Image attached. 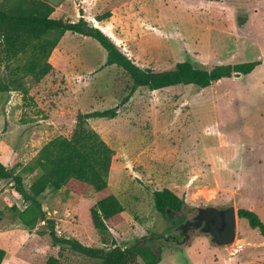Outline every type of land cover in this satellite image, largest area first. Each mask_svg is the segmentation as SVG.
<instances>
[{
	"label": "rangeland",
	"instance_id": "1",
	"mask_svg": "<svg viewBox=\"0 0 264 264\" xmlns=\"http://www.w3.org/2000/svg\"><path fill=\"white\" fill-rule=\"evenodd\" d=\"M82 10L85 20L109 34V40L138 67L160 71L188 59L196 67L209 69L219 63L264 58V0H92ZM105 13L110 14L108 26L91 21ZM104 56L95 41L66 32L50 54L51 71L38 83L22 79L27 91L23 100L16 92L0 94V162L16 173L47 141L68 137L77 113L116 107L113 119L93 118L87 125L113 151L107 193L119 201L122 222L109 229L102 243L91 226L89 209L105 193L76 196L45 190L38 200L46 217L54 221L56 236L81 238L83 245L103 249L111 248L109 239L121 248L139 242L159 253L158 264L263 263L264 238L242 219H237L234 241L226 249L211 245L207 236L192 234L187 244L179 245L166 236L197 208L231 205L235 212L240 208L238 195L220 192L219 186L214 187L216 177L205 176L203 157L194 158L193 167L199 169L196 175L180 170L168 174L171 165L184 168L192 153L203 152L207 146L203 136L217 135L212 130L214 118L231 145L226 149L213 142L211 155L228 153L234 169L242 161L244 166L255 159L264 163V67L223 79L204 92L191 85L152 92L137 88L124 102L130 78L120 68L105 66ZM236 149L241 158L237 163ZM242 168L238 170L243 188L239 193L249 197L243 195V205H252L264 224V204L256 200L264 203V171ZM36 175L21 174L24 186ZM166 187L185 204L169 221L155 212L151 199L153 191ZM16 196L9 181H0L1 264H46L49 256L56 258V264H95L65 251L58 254L48 244L43 223L25 229L18 214L27 204ZM239 243L242 248L235 252Z\"/></svg>",
	"mask_w": 264,
	"mask_h": 264
},
{
	"label": "trees",
	"instance_id": "2",
	"mask_svg": "<svg viewBox=\"0 0 264 264\" xmlns=\"http://www.w3.org/2000/svg\"><path fill=\"white\" fill-rule=\"evenodd\" d=\"M52 12L53 7L43 0H0V67L4 71V75L0 76V94L16 92L23 100L27 91L22 79L28 77L38 83L51 71L48 61L50 54L66 32L95 41L104 51V65L115 66L127 74L131 86L124 102L137 88L152 92L191 85L200 90L220 79L230 78L234 73L246 76L256 66L264 65L263 58L203 69L185 59L169 68L154 71L138 67L127 59L108 36L83 18L80 9L75 22L52 19ZM109 16V13H105L94 19L102 21ZM115 115L116 107L77 113L69 136H57L47 141L17 173L0 162V180L9 181L12 190L27 204L18 214L22 226L33 229L37 222L46 225L48 244L57 248L58 254L65 251L95 264H157L159 253L139 242L121 248L109 239L111 248L103 249L85 246L74 238L56 236L54 221L46 217L38 200L45 190H64L76 196L89 191L105 193L90 207L89 219L101 242L107 241L108 230L122 222L123 209L115 196L107 193V176L113 151L88 127L87 121L93 118L113 119ZM35 172L37 175L25 187L21 174ZM151 199L155 212L166 221L180 213L185 206L181 198L166 188L153 191ZM236 217L245 220L249 229L257 231L264 238V224L253 211L237 209ZM3 257L4 251L0 249V264ZM46 264H56V258L49 256Z\"/></svg>",
	"mask_w": 264,
	"mask_h": 264
},
{
	"label": "crops",
	"instance_id": "3",
	"mask_svg": "<svg viewBox=\"0 0 264 264\" xmlns=\"http://www.w3.org/2000/svg\"><path fill=\"white\" fill-rule=\"evenodd\" d=\"M43 1L47 2L48 4H50L53 7V12L51 13L50 18L53 19L55 17L54 19H61L63 21H68V22H75L77 20V18H78V10L79 9L82 11L83 18L86 19L85 15H84V10H82L83 6L86 7V6H88V4H90L92 2V0H43ZM76 2H77V4H75ZM191 6H192L191 9H193L194 5H191ZM57 7H61L60 12L56 11ZM56 13L59 14V16L55 15ZM91 21L93 22V21H96V20L94 18H92ZM96 22L99 23V24L102 23L101 25L108 26V22H107L106 19L102 20V21H96ZM101 30H102V32H105L103 29H101ZM106 30H108V29H106ZM112 31H113V29H111V30L109 29V32L112 33ZM107 36L109 37L110 35L107 34ZM245 60H247V59H245ZM219 64H225V63H219ZM261 65L264 67L263 64H261ZM222 80L223 79H220L217 82H221ZM212 84H214V83H212ZM200 92H204V91L202 89H200ZM201 99L199 101L200 103L202 101ZM193 104H194V102L191 99V106H193ZM201 104H203V102ZM212 123L214 124V126L212 127V130L217 135H212V136L211 135H209V136L206 135V136H203L205 138L203 140V143H204V145L207 144V146L204 147V149H202L203 152L195 151V152H197V154L199 153L198 156H195V155H193L194 153H192L191 156H189L190 159L187 160V161L190 162V164L188 166L184 167V168L171 165V168H170L171 171L169 170L170 173L168 175L171 176V175H174V173L176 174V172L179 173V170L183 171L182 172L183 174H188V175L195 174L196 175L197 172L199 173V169H198L197 166L193 167V161H195L196 158H202L203 157L204 158L203 160H205V162H206L205 165H204L205 176L206 177H208V176L210 177L211 176L212 180H213V177H216V178H214V187H218L219 186L218 189L220 190V192L221 191L222 192H228L229 191V192L233 193L234 195H238L239 200H238L237 205L240 206L239 209H245V210L254 211L255 209L253 208L252 205H243V201H244L243 195L246 196L247 198H249V197L244 192H243L244 194H240L239 193V191H242L243 188H242V182L239 179L238 170H240V169L243 170L242 167H253L254 169L264 171V163L263 162L260 163V162L256 161V159H255V161L253 163L251 162L250 164H247L246 166H244V163H243L244 161H242L241 164H239L240 168H239L238 165H236L235 166L236 168L234 169V168H232L234 166V164H233V166H229L228 160L230 159L229 158L230 155H228V153L227 154L224 153L222 155H218L217 157L211 155L210 152L213 151V149L211 147V143L216 142L217 146L220 145V147L226 148V149L230 148L229 146L231 145L229 142H227L225 140V138L226 139L229 138L228 134L225 131H219L217 129L218 128L217 127L218 122L215 120V118H214V121ZM212 123H209V124H212ZM209 124L204 125V127H208ZM192 143L195 145V143H196L195 139L193 140ZM195 150H198V149H195ZM263 150L264 149H262V151ZM235 151H236L235 152L236 154L234 156L236 157L235 161L237 163V162H240L239 160L241 158L238 155V149H236ZM200 153L201 154H206V156H199ZM253 158H254V156H253ZM237 159H239V160H237ZM173 160L175 161L177 159L174 158ZM166 189H168L175 196H177V194H175L170 187H166ZM15 198H16V200H21V198L18 195ZM256 200H257L258 204L259 203L260 204H264L263 201H261L260 199L256 198ZM237 219L238 218L235 217V233L237 232V228H236L237 227V223H238ZM252 231H255V230H252ZM197 235H199V234H197ZM202 236H204V235H202ZM76 240L81 242V244L84 243V242L81 241V238H76ZM242 241H243V239L237 240V242H241V243H242ZM241 243L237 244V245H240V248H238L235 252H240L239 250L242 248V244ZM219 249H221V248H219ZM223 249H225V248H223ZM218 264H230V263H221V262H219ZM231 264H236V263H231ZM237 264H246V263H237ZM258 264H264V262L263 263H258Z\"/></svg>",
	"mask_w": 264,
	"mask_h": 264
},
{
	"label": "water",
	"instance_id": "4",
	"mask_svg": "<svg viewBox=\"0 0 264 264\" xmlns=\"http://www.w3.org/2000/svg\"><path fill=\"white\" fill-rule=\"evenodd\" d=\"M232 77L237 78L239 74L234 73ZM235 217L236 212L231 205L222 208L204 206L197 208L190 219L183 221L176 230L183 242H187L191 232L207 236L211 245L226 249L235 238Z\"/></svg>",
	"mask_w": 264,
	"mask_h": 264
},
{
	"label": "flooded vegetation",
	"instance_id": "5",
	"mask_svg": "<svg viewBox=\"0 0 264 264\" xmlns=\"http://www.w3.org/2000/svg\"><path fill=\"white\" fill-rule=\"evenodd\" d=\"M191 217V216H190ZM190 217H188V218H186V219H184L183 221H185V220H187V219H190ZM182 221V222H183ZM181 222V223H182ZM181 223H179L178 225H176L175 227H174V232H172V234L171 235H167L166 236V240L167 241H170V242H172L173 244H175V245H179V244H187L188 243V241H189V238H190V236L192 235V234H194V233H191V232H189L188 233V240H187V242H183L182 241V237L179 235V231L178 230H176V227L177 226H179Z\"/></svg>",
	"mask_w": 264,
	"mask_h": 264
},
{
	"label": "built area",
	"instance_id": "6",
	"mask_svg": "<svg viewBox=\"0 0 264 264\" xmlns=\"http://www.w3.org/2000/svg\"><path fill=\"white\" fill-rule=\"evenodd\" d=\"M237 249L240 248V245H236Z\"/></svg>",
	"mask_w": 264,
	"mask_h": 264
},
{
	"label": "bare ground",
	"instance_id": "7",
	"mask_svg": "<svg viewBox=\"0 0 264 264\" xmlns=\"http://www.w3.org/2000/svg\"><path fill=\"white\" fill-rule=\"evenodd\" d=\"M109 38H111V36H109Z\"/></svg>",
	"mask_w": 264,
	"mask_h": 264
}]
</instances>
